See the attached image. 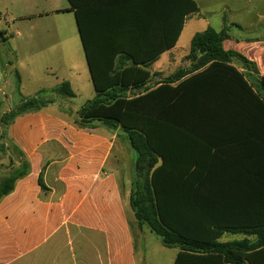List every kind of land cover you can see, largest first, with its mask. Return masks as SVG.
<instances>
[{"label":"trees","instance_id":"trees-1","mask_svg":"<svg viewBox=\"0 0 264 264\" xmlns=\"http://www.w3.org/2000/svg\"><path fill=\"white\" fill-rule=\"evenodd\" d=\"M67 1L70 8L57 12L75 16L95 92L72 121L79 129L103 127L125 136L135 153L129 206L138 229L146 227L164 247L178 248L173 264H264V138L256 140L252 128L260 123L264 133V98L233 61L264 90L256 65L224 50L223 41L230 38L226 26L220 31L207 27L192 36L186 67L152 81L159 74L151 75L143 63L154 56L143 60L127 48L153 41L160 44L159 52L172 48L186 19L198 12L194 0ZM95 5L104 16L100 41L113 36L116 51L109 59L101 52L91 55L85 33L84 11ZM115 54L132 63H114ZM46 91L4 113L0 97V153L9 161V172L0 178V200L30 172L7 129L16 118L51 104L41 97ZM50 92L75 97L68 81ZM225 125L229 148L240 145L244 156L224 154ZM43 170L38 177L42 193L48 190ZM224 234L255 239L222 242Z\"/></svg>","mask_w":264,"mask_h":264},{"label":"crops","instance_id":"crops-1","mask_svg":"<svg viewBox=\"0 0 264 264\" xmlns=\"http://www.w3.org/2000/svg\"><path fill=\"white\" fill-rule=\"evenodd\" d=\"M194 1L201 15L202 8L197 0ZM69 8H56L51 12ZM225 9L226 6L223 11ZM103 20L97 5L84 11L83 25L92 43L91 55L95 57L94 52H101L109 59L116 49L111 44L112 33L105 42L99 39L104 35L101 31ZM178 41L179 38L172 48L163 52H159L160 44L155 41L127 50L143 60L154 56V60L144 65L161 66L177 51ZM80 46V57L82 55L87 65L82 40ZM223 48L253 62L258 75L264 77V37L245 40L230 37L223 41ZM12 55L17 57L14 52ZM121 55L115 54L114 63H132ZM63 81H68L72 88L71 80L57 76L47 91ZM0 97L2 113L19 104L17 100L15 104H8L7 94L2 90ZM55 99L58 98L38 112L16 118L7 129L8 139L26 155L30 172L0 200V264H150L147 257L137 256L135 236L130 227V223L135 222L134 216L132 211L129 216L127 210L129 195L127 204L112 155L115 134L103 127L77 128L64 117ZM260 125L256 123L252 127L256 140L264 138ZM223 131L224 154L230 158L244 156L240 145L229 148L231 138L226 139V125ZM5 157L8 155L0 153V165ZM43 167V182L48 189L44 193L38 185ZM178 252L175 248L169 264L174 263ZM194 262L191 264H221L219 261Z\"/></svg>","mask_w":264,"mask_h":264},{"label":"rangeland","instance_id":"rangeland-1","mask_svg":"<svg viewBox=\"0 0 264 264\" xmlns=\"http://www.w3.org/2000/svg\"><path fill=\"white\" fill-rule=\"evenodd\" d=\"M197 1L202 8L201 15L195 13L185 22L177 51L169 56L166 63L149 68L151 75L159 74L152 81L164 79L179 68L186 67L185 58L192 36L207 27L218 31L226 26L229 36L238 40L264 37V0ZM69 7L67 0H0V90L7 94L8 104L35 97L40 90H47L54 84L57 76L71 80L75 97H54L49 91L42 93L41 97L51 101L58 98L55 102L59 103L60 111L69 121H72L75 112L94 98L88 66L82 55L80 57L81 40L75 16L72 12H51L56 8ZM13 52L17 57L13 58ZM233 65L244 75L253 90L264 98V90L259 88L256 78L240 70L237 61L234 60ZM113 139V160L127 203L135 153L125 136L115 135ZM3 161L0 175L9 172L8 157ZM127 210L130 216L129 206ZM132 230L138 258L147 257L150 264L170 263L175 248L164 247L146 227L139 230L135 222ZM245 237L255 239L254 236L224 234L220 241Z\"/></svg>","mask_w":264,"mask_h":264},{"label":"built area","instance_id":"built-area-1","mask_svg":"<svg viewBox=\"0 0 264 264\" xmlns=\"http://www.w3.org/2000/svg\"><path fill=\"white\" fill-rule=\"evenodd\" d=\"M0 21H1V18H0Z\"/></svg>","mask_w":264,"mask_h":264}]
</instances>
